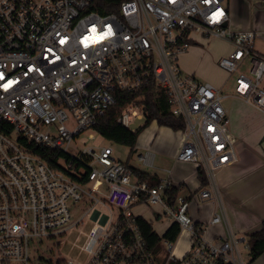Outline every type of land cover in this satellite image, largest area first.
Wrapping results in <instances>:
<instances>
[{
	"label": "built area",
	"instance_id": "1",
	"mask_svg": "<svg viewBox=\"0 0 264 264\" xmlns=\"http://www.w3.org/2000/svg\"><path fill=\"white\" fill-rule=\"evenodd\" d=\"M254 3L264 8V0ZM90 6L91 0H0V264H36L35 239L61 236L79 224L71 220L69 201L89 203L85 214L93 225L80 247L86 262L62 264H161L135 223L137 203L159 205L171 223L190 233V248L180 257L163 240L168 254L162 264H255L240 253L239 244L248 251L247 242L204 237L205 225L189 215L188 195L171 196L169 177L154 185L139 180L109 145L76 155L68 147L94 129L115 90L135 91L154 79L185 122L176 159H200L210 171L233 164L236 137L219 88L183 75L176 59L195 32L230 40L232 49L218 65L233 73L249 60L248 73L235 78V94L264 112V52L254 47L257 29L230 30L224 0H122L118 14ZM142 116L130 105L117 121L135 131L129 122ZM32 144L74 162L60 159L62 168L52 167L31 151ZM150 157L146 152L141 159L148 163ZM84 158L86 167L76 171L74 164ZM70 172L86 175V182ZM196 194L200 201L213 198L206 189ZM221 220L216 213L209 224Z\"/></svg>",
	"mask_w": 264,
	"mask_h": 264
},
{
	"label": "rangeland",
	"instance_id": "2",
	"mask_svg": "<svg viewBox=\"0 0 264 264\" xmlns=\"http://www.w3.org/2000/svg\"><path fill=\"white\" fill-rule=\"evenodd\" d=\"M224 5L228 7L230 14V30L257 29L254 47L264 52V8L258 7L254 0H224ZM193 40L196 44H191L186 49V56L180 55L178 60L183 75L194 73L201 80L215 78L219 82L224 80V85L219 89L222 96L221 103L226 110L227 122L230 130L235 132L238 140L235 143V151L239 157L238 169L216 170L215 180L217 189L221 195V200L225 206L228 221L233 229L236 238L245 237L248 240L246 230H235L238 222L252 220L254 217H264V178L259 180L256 185H249V173L258 170V174L264 173V112L259 111L256 107L247 104L244 100L235 94V78L240 72L248 73L249 60L246 59L233 72L226 73L220 68L216 62L220 57L226 55L232 48V42L226 38L214 35H199L193 33ZM191 67H194L191 69ZM203 68V73H200ZM264 86V80L261 82ZM146 122V117L141 119L132 117L129 122L130 128L137 130ZM163 128L165 126L158 125L156 121H151L145 126L139 134V143L133 150L126 145L117 144L102 137L94 129L87 130L80 134L76 141L68 147V151L73 155L78 154L81 150L88 147L98 149V146H111L114 157L122 162L133 165L141 170L163 176V169L172 167L174 159L169 154H163ZM168 128V127H167ZM172 131V129H169ZM168 131V141L172 142L177 134L174 131ZM166 137V134L165 136ZM154 145L150 147V142ZM158 142H162V149L156 148ZM148 143V146L145 145ZM145 150L155 153L154 167H148L138 160V154H145ZM202 164L199 159L194 163L178 162L175 171H184L186 174L191 173V168L195 164ZM248 170L249 172H245ZM249 178V179H246ZM191 190L195 189V185L189 186ZM210 189V187H208ZM187 193V190L183 191ZM209 200V199H208ZM206 202H211L212 200ZM205 201V200H204ZM250 201V202H249ZM199 203V200L197 201ZM205 202V203H206ZM253 203V204H252ZM196 202L190 205V211L195 213L194 217L202 220L209 216L206 208L201 205L199 212H196ZM73 222L80 220L77 226L70 228L65 234L56 236L55 238H39L35 239L31 244V254L36 264H58L59 260H73L85 263L87 254L80 247L82 246L89 228L93 225L92 219L85 214L90 204L85 201L73 203L68 202ZM158 207V208H157ZM162 215L159 220H151L154 230L162 235L170 225V220L162 214L161 207L148 203L147 206H140L135 209V213L141 214L145 218H152V210ZM259 213L257 214V212ZM190 217L191 213H189ZM194 220V219H193ZM249 233V232H248ZM190 233L184 231L180 239L177 241V247L174 254L181 255L187 249ZM174 246V244H173ZM240 253L244 259L248 257V251L240 244ZM160 249V257L168 254L167 247L161 241L158 244ZM40 258L41 260L39 261ZM264 260V257L258 260Z\"/></svg>",
	"mask_w": 264,
	"mask_h": 264
},
{
	"label": "trees",
	"instance_id": "3",
	"mask_svg": "<svg viewBox=\"0 0 264 264\" xmlns=\"http://www.w3.org/2000/svg\"><path fill=\"white\" fill-rule=\"evenodd\" d=\"M121 1L122 0H91L90 8L101 14H118ZM185 41L189 45L196 44L193 39H187ZM130 105L140 110L146 117L145 124L135 131L124 127L117 121L123 109ZM151 121H156L158 125L167 126L174 131H183L185 128L183 117L175 115L171 111V105L166 96L165 89L157 85L154 79H151L146 86L135 91L115 90L114 102L108 107L105 114L100 117L98 123L94 126V130L105 139L117 144L129 146L133 150L141 130ZM29 147L35 155L48 162L52 167L62 168L60 164H58L60 159H65L67 162H74L70 156L61 151L34 144ZM87 161L88 159L84 158L75 163V170L78 171L82 166L86 167ZM128 166L133 174L141 181H146L154 185L159 180L156 175L149 174L132 165ZM69 174L79 182H86V175L84 174H82V177L71 172ZM197 178L200 182L199 189L207 185L206 175L201 165L197 166ZM183 188L184 186L182 184L174 186L170 192L171 196L173 197L174 195L180 194ZM190 195L188 198H190ZM134 220L150 248H155L162 240L174 242L181 231V227L175 222L171 223L162 236H159L153 230L151 223L145 218L136 216ZM199 223L200 222L197 224ZM247 236L248 240L246 242L248 244L249 262H254L261 255H264V220L261 221L259 229L247 234ZM58 264H62V260H59Z\"/></svg>",
	"mask_w": 264,
	"mask_h": 264
},
{
	"label": "crops",
	"instance_id": "4",
	"mask_svg": "<svg viewBox=\"0 0 264 264\" xmlns=\"http://www.w3.org/2000/svg\"><path fill=\"white\" fill-rule=\"evenodd\" d=\"M180 55L186 56V49L184 51H182L181 53H179L178 56H177V59H176V63L178 65L179 69L182 71V69L180 67V64H179V60H178V58H179ZM216 64L218 65V62H216ZM193 68L194 67H191V69H193ZM203 70L204 69L201 68L200 73H203ZM190 74H193L194 75V73H190ZM199 80L200 81H203V82H208V83L212 84L213 86H215V87H217L219 89L224 85V83L226 81V80H224L222 82H219L215 78L211 79V81H208V80L206 81V80H201V79H199ZM247 104H249V103H247ZM165 127L166 128H163V154L167 153V154L170 155V157L172 159H174V162L172 164V167L169 168V169H163V176H159L158 174L151 173V172H148V171H146V172H148L149 174H152V175H156L159 179L169 177L171 179L172 183L174 184V186H178L180 184H182L184 186V188H183V190H182L181 193H184L183 191L187 190L186 195L189 196L191 194L190 195V201H189V213H191V216L193 217V219L196 222H201V223H203L205 225L204 237L207 240H209V241L214 240L218 236H233L234 238H236L235 237V234H233V229H232V227H231V225H230V223L228 221V216H227V213H226L225 206H224V204H223V202L221 200V195L219 194V191L217 189V183H216V180H215V173H216V171H210L209 168L206 165H203V164H200V163L199 164H195V165L192 166V168H191V171L192 172L191 173H187L186 174L184 171H175L176 166H177V163L178 162H181V161H178L176 159V154H177V151L179 150V148H180V146H181V144L183 142V131H174V130H172V131H174V133L177 134V137H175L174 140H172V142H170V141H168V136H169L168 131H171V130H169L171 128H169V127L167 128V126H165ZM232 133L236 137V141H237L238 140V136L236 135L235 132H232ZM165 134H166V137H164ZM138 143H139V136H138V139H137V143L135 145V148L138 146ZM149 144H150V147H152L154 145L153 141H151ZM145 145L148 146V143H145ZM155 145H156V148H158L160 150L162 149V142H158V145L157 144H155ZM262 149H264V148H262ZM146 152H149L151 154L150 161L148 163L144 162L141 159L142 154H138V160L140 162H142V164L145 165V166L154 167V160H155V157H156L155 153H153L151 151H148V150H145V153ZM239 161H240L239 160V157H237L236 162H234L233 164H230V165H226L224 167H221L217 171H219V170H225V169H229V170H231V169H233V170L234 169H238L239 168V165H238ZM194 162H197V161H193V162H182V163H194ZM198 165H201L202 166V168H203V170L205 172V175H206L207 182H208L207 185L204 186V187H201V189H199L200 182H199V180L197 178V166ZM143 171H145V170H143ZM245 172H249V171L246 170ZM258 173H259L258 170H256L253 173L252 172L249 173V176H246V177H249L250 178V179L249 178H246V179H249V181H248L249 182L248 183L249 185H256V184L259 183V180L260 179L264 178V173H260V174H258ZM192 185H195V189L194 190H191L190 187H189V186H192ZM208 187H210V189H208ZM202 189H206V190H209L211 192L213 198H211L209 200L207 199L208 201L212 200L211 202H206V200L205 201H200L199 200V198H198V196H197L196 193L199 192ZM198 200H199V203L197 202ZM193 201L196 202V204H195L196 205V208H197L196 209V212H199L201 205H203V206L205 205L204 207L206 208L207 212L209 213V216H208L207 220L206 219L199 220V219H197V217H194L193 216V214L195 215V213H193V212L190 211V205H191V203ZM140 206H147V204H145V203L144 204L137 203V204H135L132 207V211H133V213L136 216L143 217L141 214L135 213V209L137 207H140ZM216 213H220L221 214L222 220L219 223H216V224H209L210 219ZM258 213H259V211L257 212V214ZM161 216L162 215H160V213L158 212V209H157L156 211H153L152 210V215H151L152 218H149V219L148 218H145V217H143V218H145L147 221H149L151 223V225H152L151 220H159V218ZM262 220H264V217H260V215H258V217L256 216L252 220H247L245 222H238L235 225V230H238V231H240V230H246L244 232V234H249V233H251V232H253V231H255V230H257V229L260 228V225H261V221ZM170 225H171V222H170ZM169 226L167 227V229L169 228ZM152 228H153V226H152ZM153 230H154V228H153ZM184 231H187L189 233L188 230L181 229V231H180L179 235L177 236L176 240L174 242H172V250L171 251H172L173 255H175L174 254V251L176 250V247H177V241L180 239V237H181L182 233H184ZM162 235H159V236H162ZM236 239H238L240 242H242V241H245L246 242L245 237H242V236L239 237V238H236ZM173 244H174V246H173ZM187 245H188V247H187V249H188L189 246H190V238L188 240ZM239 246H240V244H239ZM154 251H155V253L157 255L158 260L160 262H162L164 256L162 258L160 257L161 254H160V249L158 248V245L154 248ZM185 252H187V250L184 251L181 255L177 256L178 254H176L175 256L176 257H180ZM262 257H264V255H261L259 258H257L254 261V263L255 264H264V260H262V259H261V261L258 262V260L260 258H262Z\"/></svg>",
	"mask_w": 264,
	"mask_h": 264
},
{
	"label": "water",
	"instance_id": "5",
	"mask_svg": "<svg viewBox=\"0 0 264 264\" xmlns=\"http://www.w3.org/2000/svg\"><path fill=\"white\" fill-rule=\"evenodd\" d=\"M243 239V238H242Z\"/></svg>",
	"mask_w": 264,
	"mask_h": 264
}]
</instances>
